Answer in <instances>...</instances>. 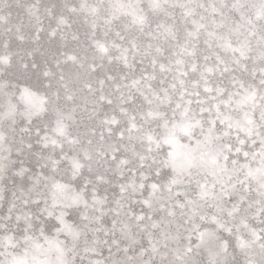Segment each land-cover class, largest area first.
<instances>
[{
  "label": "snow or ice",
  "instance_id": "6c2138e0",
  "mask_svg": "<svg viewBox=\"0 0 264 264\" xmlns=\"http://www.w3.org/2000/svg\"><path fill=\"white\" fill-rule=\"evenodd\" d=\"M0 264H264V0H0Z\"/></svg>",
  "mask_w": 264,
  "mask_h": 264
}]
</instances>
